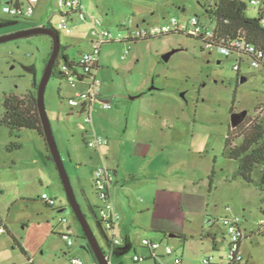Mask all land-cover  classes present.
Returning <instances> with one entry per match:
<instances>
[{
	"label": "rangeland",
	"instance_id": "374dc122",
	"mask_svg": "<svg viewBox=\"0 0 264 264\" xmlns=\"http://www.w3.org/2000/svg\"><path fill=\"white\" fill-rule=\"evenodd\" d=\"M9 1L0 0V36L49 20L56 26L61 19L59 0H40L28 20L4 15L2 8ZM81 1L101 26L74 18L72 33H59L60 43L69 58L78 59L93 53L98 29L118 39L103 46L97 73L104 98H115L113 109H97L88 132L82 130L84 118L65 105L72 95L68 82L54 75L45 90V106L77 200L100 246L110 264H153L132 259L135 249L142 251L144 239L169 244L175 255L184 257V264H203L204 259L227 264L229 235L224 220L240 219L250 233L258 230L264 213V190L234 178L239 163L224 152L232 129L238 144L237 137L250 123L264 119V66L254 69L245 60L238 75L233 70L235 55L210 51L200 40L180 33L128 41L133 33L168 25L173 19L187 24L197 17L213 28L204 0ZM246 15L259 16L254 7ZM52 51L48 35L0 44V118L7 96L37 93ZM237 113L246 114L238 129L231 121ZM95 136L103 141L101 152L86 145ZM48 152L37 132H11L0 126V228L5 223L10 231L0 235V264H30L12 237L34 264H63L70 256L96 264L56 164L47 160ZM102 165L118 171V185L111 189L121 216L116 237L123 247L129 235L134 238V245L120 257L96 210L101 203L94 175ZM44 193L55 198L57 208L45 206ZM180 202L185 218L179 214ZM158 207L162 210L157 213ZM155 227L170 232L157 234ZM181 229L187 241L170 236ZM65 234L71 235L73 247L62 240ZM241 250L246 264H264V235L248 238ZM171 262L172 257L164 261Z\"/></svg>",
	"mask_w": 264,
	"mask_h": 264
},
{
	"label": "built area",
	"instance_id": "2783aa9c",
	"mask_svg": "<svg viewBox=\"0 0 264 264\" xmlns=\"http://www.w3.org/2000/svg\"><path fill=\"white\" fill-rule=\"evenodd\" d=\"M39 2L40 0H25L21 3L18 0H11L10 3L3 6L2 12L9 18L31 19L35 14V7ZM251 4L254 7H258L261 5V1L252 0ZM57 8L61 19L56 26L49 20L47 23H43L37 27L51 28L59 33L66 32L70 34L72 33L70 21L74 18L83 22L92 20L85 11V7L81 0H59ZM262 23L264 25V14ZM92 24L96 28L101 26L98 20H92ZM171 33H180L196 38L201 41L203 48L210 51L217 50L223 56L230 57L235 55L237 60L233 70L237 73L241 72V66L245 60L250 67L254 69L264 66V49H260L242 39H223L218 34L215 25L213 28L205 26L197 17H192L187 24L179 23L176 19H173L168 25L142 29L137 33H133L128 38V41L133 42L139 39H151ZM117 40L118 39L114 38L109 31L98 29L96 38L92 41L93 53L82 55L78 59L72 60L74 65H81L84 68L79 71V75H75L74 71L65 63H61L60 65V71L66 75V81L72 90V95L65 100V105L69 109V112H74L84 118V124L81 125V129L86 132H88V126L92 125V114L95 110H110L112 108V102L105 99L102 94L103 84L97 76V73L100 69V57L103 46ZM102 144V139L95 136V139L88 142L86 145L88 148L101 152ZM114 181L115 172L107 165H102L96 170L94 175V189L101 203L97 208V213L105 231L109 235L113 249L122 246L121 240L116 237V227L121 220V216L111 196V188ZM41 200L47 206H56V200L50 198L47 194H44ZM206 222L210 223L211 220H206ZM224 224L229 235L228 264H246L241 246L245 240L251 238L252 233L247 232L240 219L230 220L226 218ZM5 233H7V229L3 225L0 228V235H4ZM257 234L264 235V213L258 224ZM61 238L67 244V247L74 246L71 235H61ZM140 248L142 251L139 252L135 249V255L132 257L133 261L136 263L150 262L153 264H165V259L172 257V262L170 264H182L181 257L175 255V250L169 244H162L151 239H144L141 242ZM28 261L30 264H34L33 260ZM213 263V259L203 260V264ZM65 264H85V262L81 257L70 256L67 258Z\"/></svg>",
	"mask_w": 264,
	"mask_h": 264
},
{
	"label": "trees",
	"instance_id": "16d2710c",
	"mask_svg": "<svg viewBox=\"0 0 264 264\" xmlns=\"http://www.w3.org/2000/svg\"><path fill=\"white\" fill-rule=\"evenodd\" d=\"M204 1H206L204 7L207 12V18L211 24L215 25L221 38L226 40L242 39L260 49H264V25L262 23L264 0H260L261 5L258 7L252 6V0H216L213 4L210 3L211 0ZM249 7H254L258 10L259 16L257 18L247 17L246 11ZM57 35L59 36V32H57ZM65 50L66 47L61 45V53L54 66L53 75L66 80V75L60 71L61 60L63 61L62 63H65L74 71L75 75H79V71L84 68L81 65H74L72 60L66 55ZM239 74L240 72H238ZM4 110L5 113L0 118V126L8 128L11 132H19L24 129L35 131L45 141L36 92H30L23 97L7 96L4 100ZM250 124L237 137L241 139L238 144L234 143L235 138L232 136L234 129L230 131L231 134L226 139L224 152L227 158L239 163L234 178H240L247 184L255 185L264 190V119L255 120V122ZM13 145L17 147L16 144ZM47 160L54 162L51 153H49ZM130 180H136V178L132 176ZM83 237L85 239L84 233ZM12 238L14 243L25 254L24 248L17 239L15 237ZM181 238L187 239L186 236H181ZM95 262L97 264L96 260Z\"/></svg>",
	"mask_w": 264,
	"mask_h": 264
},
{
	"label": "water",
	"instance_id": "95a60500",
	"mask_svg": "<svg viewBox=\"0 0 264 264\" xmlns=\"http://www.w3.org/2000/svg\"><path fill=\"white\" fill-rule=\"evenodd\" d=\"M38 35H48V36H51L53 39V51H52L51 57L48 61L42 81L37 91V104H38L41 124H42L43 131H44L45 142H46L49 152L52 155L53 161L56 164V168L60 175L65 193L67 195L70 208L75 214L78 222L80 223V226L85 235V239L89 243V246L94 254L97 264H110L106 253L100 246L87 220V217L85 216L77 200L71 179L69 177V174L65 167L61 153L59 151V148H58V145H57V142H56L53 130H52L51 122L48 117L46 106H45V90H46L47 84L49 83L51 77L53 76L54 66L61 53V43H60L59 36L57 35V32L54 29L33 27V28H30L24 31L8 34L5 36H0V44L18 40V39H23V38H30V37L38 36ZM245 80H246L245 78H242L243 82ZM245 117H246V114L244 113L233 114L232 120H231L232 126L234 128H237L244 121Z\"/></svg>",
	"mask_w": 264,
	"mask_h": 264
},
{
	"label": "crops",
	"instance_id": "0c3cea01",
	"mask_svg": "<svg viewBox=\"0 0 264 264\" xmlns=\"http://www.w3.org/2000/svg\"><path fill=\"white\" fill-rule=\"evenodd\" d=\"M11 1V0H10ZM10 1L8 2V3H10ZM19 2H21V3H23L25 0H18ZM7 3V4H8ZM41 25V24H40ZM40 25H38V26H40ZM68 56V55H67ZM74 58H70V60H73ZM115 99V98H114ZM114 99H112V100H110L111 102H112V108L110 109V110H112L113 109V102H114ZM96 111V110H95ZM94 111V112H95ZM94 112H93V114H92V121H93V115H94ZM44 143H45V145H46V142L44 141ZM46 149H47V145H46ZM48 150V149H47ZM49 153V152H48ZM49 155V154H48ZM48 155H47V157H48ZM115 172V181H114V183H113V185H112V188L114 187V186H116V185H118V181H117V179H116V177L118 176V171H114ZM132 177V176H131ZM133 177H135V176H133ZM111 188V189H112ZM44 194H48V193H44ZM43 194V195H44ZM49 195V194H48ZM50 196V198H52V199H54L55 200V198L54 197H52V195H49ZM45 204V203H44ZM179 214H181L182 213V218L184 217L185 218V216H186V211L185 210H182L181 209V206H182V203L180 202L179 203ZM45 206L46 207H48V208H51V209H55V208H57L56 206L55 207H50V206H47L46 204H45ZM162 209H161V207H158V209H157V213H158V211H161ZM184 211V212H183ZM162 213V212H161ZM160 213V214H161ZM2 225H4L5 227H6V229H7V233H10V231H9V229L7 228V226H6V224L5 223H2ZM184 225V224H183ZM119 226H120V224L118 223V225H117V227H116V231L119 229ZM154 230V232H156L157 234H160V233H163L165 236H167V232H170L168 229H161V228H154L153 229ZM171 230H174L173 228L171 229ZM258 231V230H257ZM257 231H253V232H250V233H252V236H255V235H258L257 234ZM203 234V233H202ZM173 235V236H172ZM178 236L181 240H183V241H187L189 238H188V236H186L187 234L183 231V229H181V230H177L176 232H172V233H170V236L171 237H174V236ZM181 236H186L187 237V239H182L181 238ZM210 236H212V238H213V235L212 234H210ZM251 236V237H252ZM191 238H194V237H191ZM214 239V238H213ZM151 240H153V239H151ZM154 241V240H153ZM215 241V243H216V240H214ZM133 242H134V238H132V237H130V235L128 236V240H127V245H126V247H123V245L122 246H119V247H116V248H114V251H115V253H117V255L120 257V256H122V254H124L128 249H130L134 244H133ZM158 242V241H157ZM66 246H67V244H66ZM25 250V249H24ZM25 255L27 256V259L28 260H32V257H30L29 255H28V253L25 251ZM167 259V258H166ZM181 259H182V264H184V257L183 256H181ZM67 260V259H66ZM29 262V261H28ZM66 262V261H65ZM65 262L63 263V264H65ZM33 263H34V261H33ZM213 264H217V263H213ZM228 264V263H227Z\"/></svg>",
	"mask_w": 264,
	"mask_h": 264
},
{
	"label": "flooded vegetation",
	"instance_id": "af4514ba",
	"mask_svg": "<svg viewBox=\"0 0 264 264\" xmlns=\"http://www.w3.org/2000/svg\"><path fill=\"white\" fill-rule=\"evenodd\" d=\"M86 241H87V240H86ZM87 249H88L89 254L92 256V258L95 259L94 254H93V252H92V250H91V248H90V246H89L88 241H87ZM95 260H96V259H95Z\"/></svg>",
	"mask_w": 264,
	"mask_h": 264
}]
</instances>
